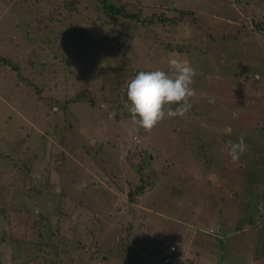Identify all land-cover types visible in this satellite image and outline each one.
Returning <instances> with one entry per match:
<instances>
[{"label": "rangeland", "instance_id": "374dc122", "mask_svg": "<svg viewBox=\"0 0 264 264\" xmlns=\"http://www.w3.org/2000/svg\"><path fill=\"white\" fill-rule=\"evenodd\" d=\"M25 1L0 0V52L6 55L20 53L16 48L23 41L11 47L7 36L18 35L15 26L27 20ZM79 1L75 6L81 15L72 20L63 12L61 19L76 26L77 40L72 47L66 26L56 28L57 39L68 46L56 49L58 55L49 61L57 57L73 73L67 85L59 77V100H64L63 88L71 95L90 85L99 104L49 110L23 84L17 86L13 75L5 77V67L0 71V144L14 140L10 152L22 154L18 145L25 147L29 140L31 153L40 151L26 176L30 183L18 166L1 162L10 173L0 181V264L28 263L39 254L31 245L45 249L50 233L58 231L65 250L59 253L61 264H163L153 245L175 244L179 238L181 243L188 234L200 255L208 251L201 263L264 264V227L229 238L228 248L225 244L218 251L209 234L210 229L218 232L227 218L234 227L241 224L226 207L231 197L251 195L252 188L264 192V78L253 74L264 77V0H107L124 5L138 20L112 17V24L102 29L93 24L99 23L93 11L104 0ZM56 5L55 0L38 3L44 15ZM134 28L124 61L120 45L111 39L118 34L111 31L131 33ZM170 53L196 69V96L184 118L166 117L146 132L117 102L126 88L114 85L111 69H122L129 78L144 68L167 72ZM61 129L75 142L71 154L62 152L54 135ZM241 135L248 150L233 163L226 145ZM139 177L153 186L134 196L129 186L139 184ZM248 198L232 199L242 218L241 206L251 204ZM50 252L36 263L50 264Z\"/></svg>", "mask_w": 264, "mask_h": 264}, {"label": "trees", "instance_id": "16d2710c", "mask_svg": "<svg viewBox=\"0 0 264 264\" xmlns=\"http://www.w3.org/2000/svg\"><path fill=\"white\" fill-rule=\"evenodd\" d=\"M45 1V0H43ZM26 2V1H25ZM57 3L56 6L49 9L46 13L42 14L43 9L41 6H38V3H40V0H32L31 2L27 0L26 3H29V11H28V18L25 20L24 18L20 20V22L17 23L15 28L18 30V35L15 34H9L7 38L10 40L11 47H15L17 42L19 40L23 41L22 45H18L16 49L20 50V53L18 55H6L4 52H0V71H2V68H6L7 71L5 72V77H8V75H13L17 81V86L20 84H23L29 92L35 97L37 100V103L47 107L49 110H51L53 107H55L57 110L67 111L69 109V105L77 104V103H84L88 104L91 107H95L97 104H99V99L96 95V91L94 87L92 86H84L82 87L81 91H77L71 95L68 94V88H63V98L64 100L61 101L56 97L57 89L59 87V83L57 82L59 77L62 76L64 79V84L69 83L70 78L72 77L71 70L69 68H66L63 61L60 59H56L57 57H54L52 63L49 61V57L55 56V50L59 48H66L68 45L67 43L62 39H57L59 36L55 33V29L61 25H64L65 22H62L61 19L63 18V12H65L71 19L76 18V16L81 15V13L77 10L76 6L80 3L79 0H55ZM76 5V6H75ZM124 5L117 6L116 4H113L107 0L102 1L101 5H97L94 8L93 13L96 15V19L99 21L93 22L96 28H101L108 25L110 26L112 23L110 19L112 17H120L123 19H127L130 21H137L138 17L134 14H128L125 11ZM98 16V17H97ZM95 20V19H94ZM93 20V21H94ZM160 22H163V19H159ZM72 21H69L68 25L66 26V37L71 42L70 45L75 44L77 40V36L75 33V27ZM152 22V21H151ZM151 22H148L147 24H151ZM175 21H172L174 23ZM57 25V26H55ZM92 25V27L94 26ZM87 26V25H86ZM162 29H165L166 26L162 27ZM113 28V27H112ZM80 30H83V28H80ZM114 31H111L113 35L118 34L117 37H111L112 40L116 41V44L120 47V52L122 53V59L126 61L129 57L128 55V47L130 45V42L133 40V35L135 33V28L133 29V32H124L123 30L120 31L118 29H113ZM120 32V33H119ZM110 39V40H111ZM126 40V42H125ZM7 45V42H6ZM9 48L10 46L7 45ZM10 47V48H11ZM9 48V49H10ZM12 49V48H11ZM55 53V54H54ZM58 55V54H56ZM53 58V57H52ZM122 69H111L110 77L112 79V82L114 85L120 87H125L126 93L124 97H121V99L124 101H120L121 99L118 97L117 102H123L122 106L125 107L126 104H130V102L127 100V84L135 78L134 74L130 77L122 75ZM141 71H152L150 68H144L142 70H138L135 72L138 74ZM254 75L258 74L261 78H264L258 71L253 73ZM16 86V87H17ZM101 88L104 89L103 85H101ZM122 109V108H121ZM116 109H114L115 111ZM5 123L7 121L5 120ZM11 124H9L7 135L10 133V127ZM6 135V136H7ZM55 136H57L58 140L60 141V146L62 148V152H70L69 154L73 153L75 149V142L74 140L70 141V137L68 136L67 132L64 129H61L59 132L54 133ZM39 140L42 139V136L40 134L36 135ZM25 135L20 136L22 140H25ZM15 142L14 140L9 139L8 141H5L4 143L0 144V181L6 177L8 172V169H5L4 164H1V162L11 161L13 168L19 167L18 172L20 171L21 175L23 177H26L29 175L31 171V166L33 162H35V159L39 157L40 151H36L35 153H31V148L33 143H31L29 140L26 141V143L23 145L25 147H22L18 145L20 148L23 149L22 154L19 150H16L15 152L11 153L9 150L10 143ZM35 143H38L35 142ZM102 150V147H100ZM26 150V151H25ZM87 154H90L91 149H87ZM25 152V153H24ZM65 154V153H64ZM97 156L99 153L95 152ZM30 155L32 157H30ZM66 156L64 155V158ZM70 169H68L69 171ZM17 172H14V174ZM140 173V172H138ZM139 175V174H138ZM31 177H26V181L28 183L32 182ZM140 178V177H139ZM23 179V178H21ZM20 179V181H21ZM151 183L144 180L143 178H140L139 184L136 183H130V188L133 190V195L142 193L147 187L149 188ZM155 186V185H154ZM251 187V186H250ZM252 188V187H251ZM258 188L261 189L262 186L259 183ZM251 195L245 194V192L240 193L242 196L236 195L235 197H231V200L222 199V205L224 202L228 201L227 208L231 209L232 211H229L232 216L237 217V220H241L240 223L236 227H234V224H230V222H234L233 219H225L222 220V225L219 228V231L214 233L211 229L209 230V234H212V238L214 240V248L216 251H218L220 248L222 249V246L227 244L228 248V239L232 237H238L241 233L247 231V230H257L261 227H264V192L258 193L259 190L256 192L255 189H251ZM258 195H261V198H258L256 193ZM54 196V195H53ZM246 196H250L251 198H248L251 200V204L248 203L249 206H244L241 210L244 212V217H240L239 214H236V206L234 201L232 199H236V201L241 200V198H245ZM129 197H132V192L129 194ZM255 199H258L255 201ZM242 202V200H241ZM246 202V201H245ZM214 203V202H213ZM250 205H252V208L250 209ZM248 207V208H247ZM59 210V208H58ZM2 212V210H0ZM235 214V215H234ZM45 219L46 218H53L49 214H43ZM45 229V225H43ZM51 237H48V242L44 243L45 249H40V244H33L31 246L36 248V252L39 253L35 257H32L28 263L26 264H41L36 263V260L41 259L40 261H43L48 255H52L50 251H53L54 256L50 259V264H61L62 259L60 258V251L63 254V251L61 247V241H59L60 232H56V234L50 233ZM2 236H5L2 234ZM61 238L67 239V237H64L61 235ZM69 238V237H68ZM1 240H3V237H1ZM53 242H58L56 245L57 247H52ZM173 243L168 245L164 242H157L153 245V247L161 252L162 259H164L166 256H170L173 260L170 264H174L175 261H179L180 264H192L194 259H191V257L182 259L183 255L187 253L188 247L183 245H175L176 250L172 251L170 248H172ZM65 246V245H64ZM63 246V247H64ZM225 247V248H226ZM82 248L89 249V246H82ZM179 248V249H178ZM95 251V250H94ZM92 251V254H95V252ZM215 252H210L212 255H214ZM204 252H208L205 250ZM202 252V255L204 254ZM201 255V256H202ZM92 259V256H90ZM39 262V261H37ZM219 259L216 260L215 263H218ZM48 262H46L47 264ZM14 264V263H13ZM220 264V263H219ZM250 264V263H249Z\"/></svg>", "mask_w": 264, "mask_h": 264}, {"label": "clouds", "instance_id": "9594fccd", "mask_svg": "<svg viewBox=\"0 0 264 264\" xmlns=\"http://www.w3.org/2000/svg\"><path fill=\"white\" fill-rule=\"evenodd\" d=\"M168 66L167 72L141 71L127 84L130 104L125 107L132 121L146 132H151L166 117L184 118L192 108L190 100L196 96L193 87L196 69L176 53L169 54ZM226 132L230 134L231 129H226ZM226 147L233 163L238 162L248 150L243 135L235 142L229 140Z\"/></svg>", "mask_w": 264, "mask_h": 264}, {"label": "crops", "instance_id": "0c3cea01", "mask_svg": "<svg viewBox=\"0 0 264 264\" xmlns=\"http://www.w3.org/2000/svg\"><path fill=\"white\" fill-rule=\"evenodd\" d=\"M190 234H188V235H184L185 236V238H184V241L183 242H181L180 243V238L178 239V242L177 243H175V244H173L172 246H174L175 247V245H183V247L184 246H186V247H188V251H187V253L186 254H184L183 255V257H182V259H184V258H188V257H191V259H194V261L192 262V264H204V263H201L202 262V256L199 254V250H198V247H196V246H191L190 245V242H189V240L187 239L188 238V236H189ZM212 252H214V251H212ZM180 259H179V261H175V263L174 264H180ZM224 264V263H223Z\"/></svg>", "mask_w": 264, "mask_h": 264}, {"label": "built area", "instance_id": "2783aa9c", "mask_svg": "<svg viewBox=\"0 0 264 264\" xmlns=\"http://www.w3.org/2000/svg\"><path fill=\"white\" fill-rule=\"evenodd\" d=\"M172 251L175 250V247L170 248ZM163 264H170L172 262V258L170 256H166L162 259Z\"/></svg>", "mask_w": 264, "mask_h": 264}]
</instances>
